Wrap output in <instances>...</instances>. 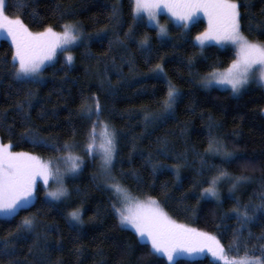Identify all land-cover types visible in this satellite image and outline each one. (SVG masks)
Masks as SVG:
<instances>
[{"label": "snow or ice", "instance_id": "snow-or-ice-1", "mask_svg": "<svg viewBox=\"0 0 264 264\" xmlns=\"http://www.w3.org/2000/svg\"><path fill=\"white\" fill-rule=\"evenodd\" d=\"M34 2L35 0H0V33L10 39L12 49L11 60L5 58L0 64V74L6 75L12 84L16 85L14 93H9V99L13 95L17 97L12 103L11 123L8 122L7 110L0 112V134L9 137V143H4L3 135H0V221H11L20 212L30 211L36 203L47 209L66 206L71 196L65 183L66 179H74L81 175L86 164L91 162L95 166L92 181L96 190L102 195L109 194L104 212L118 221L121 230L131 231L137 237V243L147 248L148 255L154 259V264H165V261L166 264H177V258L180 256L195 258L205 255L210 257L208 264H264V244L258 243L249 247L253 239L251 232L244 237V229L256 219V213H264V176L261 177V190L257 197L260 203L253 204L249 201L242 204L235 193L243 186L253 183L254 178L243 174L232 175L226 170L224 166L232 165L240 157L234 151H229L228 146L213 135L216 125L211 117L208 123V147L203 153L197 151L194 146L192 148L186 146L184 152L173 156L174 163L169 166L159 160V157L168 158L169 142L166 138H158L156 155L149 152L145 157L141 152L140 156L144 164L151 167L153 183L150 188L153 191L157 173L171 170L176 176V182L179 183L181 169L192 167L194 177L189 192L201 189L197 203L215 200L222 206L219 188L225 182L230 183L229 199L234 207L224 218L234 216L240 227L233 231L227 247L216 235L177 223L168 215L162 206L173 199L167 183L160 186V199L147 195L146 199L140 200L130 194L123 181L131 179L136 191L145 194L143 180L137 170L123 169V161L119 158L118 133L110 121L102 119L104 105L98 96H85L83 92L81 93L80 106L77 109L80 127L73 126L71 133L67 134V139L62 140L59 136L45 137L40 134L42 129L33 122L31 115L36 107L34 103L36 93L33 87L45 82L43 73L61 62L60 57H63L62 69L71 68L75 63L73 55L75 49L86 46V41L92 40L93 37L85 35L79 21L67 20L66 18L73 16L74 13L69 10L60 11L59 6L57 7L59 19L54 24L44 27L43 31H30L21 17L24 10ZM128 7L132 23L122 36L120 31H117L122 26V0H116L111 8L109 24L113 39H109V51L114 45L127 50L129 42L135 41L136 52L142 56L145 65H151L154 59L160 61L149 67L147 74L156 81L153 89L161 84L166 86L163 98L158 101L161 113L145 111L143 117L145 127L174 115V106L181 95L167 78L164 65L166 54H161L169 45L173 49L177 47L169 36L172 30L180 33L177 39L181 45L186 44L198 49L201 56L209 48H215L218 53L222 52L225 55L234 50V58L226 66L225 61L219 57L208 65L209 70L200 77L201 87L230 90L231 94L237 97L243 95L253 84L264 89V42H252L244 34L242 24L244 14L241 8H247L248 5L242 0H128ZM10 10L18 15L15 18L10 17L8 14ZM162 13L167 14L166 24L160 23ZM201 15L207 20V27L192 36V29L197 25ZM31 17L35 22L38 17L35 9ZM57 28L61 30L57 31ZM141 28L155 30L158 46H153L152 38L147 32L141 39L136 40ZM108 31L106 27L95 35L98 38L106 36ZM247 31L249 34H264V23L255 26L250 23ZM128 57L127 60L122 57V63H126L130 71H135V57L132 53H128ZM204 59L209 58L205 56ZM187 63L189 66L193 65L194 56L189 57ZM3 75H0V84L3 83ZM56 75L54 72L53 77ZM120 82H123L122 76L118 80V83ZM12 84L9 85L10 88ZM107 85L110 91L113 90L111 81H107ZM51 115L55 116V112ZM48 117L49 113L41 106L36 119L44 120ZM17 123L22 129L19 133L20 140H26L33 149L38 148L52 155L42 159L28 152L12 151L11 137L15 135ZM79 136H83L82 141L77 139ZM136 151V144L133 142L129 153L130 163L132 153ZM189 153L192 155L191 162ZM213 156L220 158V165L209 163V157ZM197 160L199 166L195 167ZM118 163L121 167L117 171ZM205 184L207 187H204ZM41 191L43 200L39 199ZM75 191L78 193L79 189ZM187 195V193L181 195V203L187 199ZM185 211L189 209L185 208ZM99 214L98 206L97 216ZM38 215L39 213H36L23 217L15 232L9 231L6 237L0 238V258H8V264H21L20 261L13 259L16 255L17 242L25 239V234L37 233ZM67 221L70 229L76 233L73 243H78L81 239L79 226L84 223L80 208L68 212ZM41 239L37 233L36 241L29 248L30 255L34 249L47 250V243L41 245L39 242ZM43 239L46 240V237ZM255 239L258 242L264 241V234ZM61 247L62 242L58 241L57 250ZM75 252L79 255L81 249L78 247ZM229 253L233 254L231 258ZM34 264H46V260L43 257H34ZM57 264L62 262L57 261Z\"/></svg>", "mask_w": 264, "mask_h": 264}, {"label": "trees", "instance_id": "trees-1", "mask_svg": "<svg viewBox=\"0 0 264 264\" xmlns=\"http://www.w3.org/2000/svg\"><path fill=\"white\" fill-rule=\"evenodd\" d=\"M247 4V8H241L244 14L242 24L244 34L251 41L264 42V34H249L247 28L251 23L253 26L264 23V0H242ZM116 0H35L24 10L21 17L31 31H42L49 24H54L59 19L60 11L69 10L74 13L67 17V20L79 21L86 36L93 39L86 41V46H81L73 52L75 56L74 65L65 70L62 69V61L50 67L43 73L44 83L34 86L36 93L34 103L36 107L31 112L33 122L42 129L41 135L45 137L59 136L62 140L67 139V134L71 133L73 126L79 128L80 120L77 109L80 106L81 93L85 96L96 95L104 105L102 119L114 126L118 133L120 159L123 161L122 167L125 171L135 169L143 180L144 192L136 191L131 179L123 181L126 188L132 195L146 197L152 195L153 198L160 199V186L167 183L168 190L173 199L166 202L164 210L172 219L180 224H185L198 231L208 232L221 238V243L227 247L232 239V233L240 225L234 216L229 215L230 209L234 207L229 199V192L222 191V206L215 200H203L197 203L199 191L189 192L191 181L194 177L192 167H185L180 172V182H176V176L171 170L165 173H157L155 181V191L150 186L153 183L151 167L145 165L140 153L145 157L149 152L156 155L157 139L166 138L169 142V156L167 159L159 157V160L171 166L174 163L173 156L184 152L185 147H196L197 151L203 153L208 147V123L211 117L216 125L213 135L222 140L228 146L229 151H234L240 159L226 167L232 175H249L254 178V182L247 184L236 191L235 196L242 204L251 201L259 204L257 198L260 192V180L264 176V89L258 88L255 84L240 96H233L230 92L220 89H205L197 82L198 76L205 74L217 57L225 61V66L234 58L235 52L218 53L215 48H209L203 56L199 55L198 49L184 44L181 45L177 39L180 33L172 30L169 36L172 43L177 44L173 49L170 45L164 48L162 55L166 54L164 65L167 78L172 81L180 92V98L174 106V115L163 121H156L145 127L143 117L145 111L158 114L161 109L160 101L165 92L166 86L158 85L148 74L149 67L160 62L157 59L151 65H145L142 56L136 52V42H129L128 49L114 45L109 51V39H113L109 15ZM122 26L117 29L121 36L127 31L128 25L132 23L128 0H122ZM33 9L38 13L35 22L31 17ZM10 17L15 18L18 13L10 10ZM160 19L166 23L167 16L161 15ZM65 21H61L63 23ZM108 27V35L96 37V33ZM172 27V26H169ZM205 28L202 20L192 29V36H195ZM56 30H60L57 28ZM147 32L152 38L153 46H158L156 32L151 29H139L136 40H139ZM128 53L135 57V71H130L126 63H122V57L127 60ZM11 44L0 40V64L4 59L11 60ZM194 56L193 65L189 66V57ZM208 57L205 60L204 57ZM114 62V63H113ZM65 71L67 75L65 76ZM57 75L53 77V73ZM119 74V75H118ZM3 75V74H0ZM120 76L123 82L118 83ZM64 79H61V78ZM107 81H111L113 90L108 89ZM10 78L3 75V83L0 84V112L7 110L8 122L11 123L12 103L17 98L14 95L9 99V93L16 88ZM43 107L49 117L44 120L36 119L37 112ZM55 112V116L51 114ZM71 113V116H70ZM22 131L17 123L15 135L11 137L13 144L12 151H26L48 158L52 153L43 152L40 149H33L26 140L19 139ZM3 142L9 143V137L4 134ZM83 140V136L77 137ZM135 142L137 151L132 153L131 163L129 153L132 144ZM187 142V143H186ZM189 160L192 155L189 153ZM247 161L249 164L247 165ZM209 163L220 165L218 156L209 157ZM195 167L199 166L198 160ZM121 165L117 164V171ZM95 166L89 162L86 164L81 175L68 178L66 183L71 193L67 205H60L58 208H42L40 203L30 211H22L11 221H0V238L6 237L9 231L15 232L16 226L23 217L39 213L37 218V233L42 237L39 241L41 245L47 243V250L34 249L33 254H29V248L36 241L37 233L25 234V239L17 242L16 255L13 259L21 264H34V257H43L46 264H154L153 257L148 255L147 248L137 243V237L131 232L121 230L118 221L110 214L104 212L108 203L109 194L98 192L92 181V172ZM224 183L221 187L224 188ZM42 187V185H41ZM207 187V184L204 185ZM79 189L77 193L75 189ZM187 193V199L182 203L180 197ZM40 200H43V192H40ZM100 207V214L97 216V208ZM80 208L82 220L80 227L81 239L78 243H73L76 236L67 221L69 210ZM185 208L189 211H185ZM195 209V211H191ZM50 229V231H46ZM251 232L253 239L249 247L264 244V241H257L255 238L264 234V213H256V219L244 229V237ZM46 237V240L43 239ZM62 242V247L57 250V242ZM80 248L79 255L75 249ZM102 253V255H101ZM232 256V253H229ZM207 256L188 258L178 257L177 264H208ZM0 264H8V258H0ZM166 264V261H165Z\"/></svg>", "mask_w": 264, "mask_h": 264}, {"label": "rangeland", "instance_id": "rangeland-1", "mask_svg": "<svg viewBox=\"0 0 264 264\" xmlns=\"http://www.w3.org/2000/svg\"><path fill=\"white\" fill-rule=\"evenodd\" d=\"M161 15H165V16H167V14L166 13H162ZM200 20H202V21H204V23H205V28L207 27V20L201 15V17H200ZM160 23L161 24H166L165 22H163L161 19H160ZM205 28H204V30H205ZM61 30V29H60ZM60 30H57V31H60ZM204 30H202V31H204ZM31 31V30H30ZM43 31V30H42ZM201 31V32H202ZM32 32H39V31H32ZM1 39H4V40H6V41H8L10 44H11V41H10V39H7L6 38V36H5V34H2V33H0V40ZM251 41V40H250ZM252 42H254V41H252ZM60 59L61 60H63V57H60ZM204 74H202V75H200V76H198V79H197V82L198 83H200V77L201 76H203ZM201 85V84H200ZM161 109L159 110V112H158V114H160L161 113ZM263 113H264V110H263ZM14 152H26V151H14ZM28 153H31V152H28ZM31 154H33V155H37V154H35V153H31ZM77 154H79V152L77 153ZM39 156V155H38ZM42 159H47V158H43V157H41ZM249 164V161H247V165ZM66 181H67V179H66ZM66 181H65V183H66ZM66 186H67V183H66ZM224 188H222L221 186H220V188H219V192H220V198H221V195H223L222 194V191H226V193H228L229 192V188L231 187V185H230V183H228V182H225L224 183ZM131 194V193H130ZM132 195V194H131ZM132 196H134V197H136L137 199H140V200H144V199H146V197H138V196H135V195H132ZM76 209V208H75ZM72 210H74V209H71V210H69V212L70 211H72ZM81 218H82V214H81ZM174 220V219H173ZM177 222V221H176ZM178 223V222H177ZM205 256H207V255H205ZM182 257H187V256H182ZM208 257V256H207ZM232 256H230L229 255V258H231ZM189 258V257H188ZM209 259H210V257H208Z\"/></svg>", "mask_w": 264, "mask_h": 264}]
</instances>
